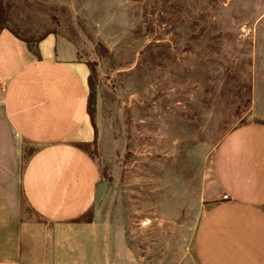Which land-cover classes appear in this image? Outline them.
Wrapping results in <instances>:
<instances>
[{
	"label": "rangeland",
	"instance_id": "1",
	"mask_svg": "<svg viewBox=\"0 0 264 264\" xmlns=\"http://www.w3.org/2000/svg\"><path fill=\"white\" fill-rule=\"evenodd\" d=\"M3 29L86 64L105 264H202L216 151L264 123V0H0ZM95 246L68 236L45 251L97 264Z\"/></svg>",
	"mask_w": 264,
	"mask_h": 264
},
{
	"label": "crops",
	"instance_id": "2",
	"mask_svg": "<svg viewBox=\"0 0 264 264\" xmlns=\"http://www.w3.org/2000/svg\"><path fill=\"white\" fill-rule=\"evenodd\" d=\"M61 49L49 38L34 51L0 32V264H53L46 244L68 236L93 242L105 264L104 231L89 216L100 175L83 149L92 131L88 70ZM215 176L220 194L195 237L202 264H264V123L225 137Z\"/></svg>",
	"mask_w": 264,
	"mask_h": 264
},
{
	"label": "built area",
	"instance_id": "3",
	"mask_svg": "<svg viewBox=\"0 0 264 264\" xmlns=\"http://www.w3.org/2000/svg\"><path fill=\"white\" fill-rule=\"evenodd\" d=\"M223 199H228V195H224L223 196Z\"/></svg>",
	"mask_w": 264,
	"mask_h": 264
}]
</instances>
